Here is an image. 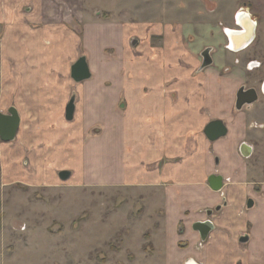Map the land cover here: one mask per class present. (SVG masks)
Segmentation results:
<instances>
[{"label": "crops", "instance_id": "1", "mask_svg": "<svg viewBox=\"0 0 264 264\" xmlns=\"http://www.w3.org/2000/svg\"><path fill=\"white\" fill-rule=\"evenodd\" d=\"M78 16L79 31L75 16L43 10L42 0L0 2V113L14 108L19 118L14 140H0L5 185L136 191L155 210L157 264H264V181L251 178V151L241 150L248 112L233 108L239 70L201 71L171 42L152 47L147 25ZM81 56L90 77L75 82ZM213 120L227 134L209 141ZM210 175L222 177L220 190ZM206 220L213 228L202 241L192 225Z\"/></svg>", "mask_w": 264, "mask_h": 264}, {"label": "rangeland", "instance_id": "2", "mask_svg": "<svg viewBox=\"0 0 264 264\" xmlns=\"http://www.w3.org/2000/svg\"><path fill=\"white\" fill-rule=\"evenodd\" d=\"M42 6L63 17L71 13L77 31L82 12L85 21L147 25L154 31L152 47L171 42L170 50L180 47L196 60L212 48L214 69L226 75L239 70L235 88L257 91V101L246 108L251 149L246 162L251 178L264 181V0H42ZM239 10L256 23L255 36L247 48L233 52L226 49L223 30L237 29L233 17ZM250 60L259 67L247 69ZM143 195L89 187H9L0 160V264H157L150 236L155 210Z\"/></svg>", "mask_w": 264, "mask_h": 264}, {"label": "water", "instance_id": "3", "mask_svg": "<svg viewBox=\"0 0 264 264\" xmlns=\"http://www.w3.org/2000/svg\"><path fill=\"white\" fill-rule=\"evenodd\" d=\"M243 15L244 19L243 22L247 25L238 24L240 27L237 30H231L230 32L231 37H227L229 40V44L234 47L235 51H239L242 48H244L246 45H248L255 36V27L256 23L251 19V17L243 11L240 13V15ZM242 23V22H241ZM211 48H206L202 51L201 57L202 62L200 65L199 70L203 69L204 67H207L212 64V59L210 56ZM70 76L75 82H80L85 79H88L90 77L89 68L87 66L86 60L84 56L79 57L71 66L70 68ZM257 100V94L255 89L248 88L243 89V87H240L235 95V103L234 107L236 110H240L245 105H250L253 102ZM74 98H71L66 107H65V119L71 120L73 116L74 111ZM19 125V118L17 115V112L14 108L8 109L7 114H1L0 113V140L3 142H9L14 140L17 129ZM203 133L206 136V138L209 141H214L218 138H221L226 135L227 128L223 121L221 120H213L206 124V126L203 129ZM242 151L243 148H248V151L250 150V147L246 144H242ZM245 156H249V153H247ZM69 177L68 171H61L59 172V178L61 180H66ZM208 185L211 190L218 191L222 187V177L219 175H210L207 179ZM247 207L250 208L253 205L252 200L247 201ZM221 205H218L215 207L214 211L220 210ZM212 214V210H208L206 212L207 216H210ZM213 228V225L210 220H206L204 222H195L192 225V229L196 230L200 236V239L204 241L208 235V233ZM248 239L247 235L241 236L239 238L240 242H246Z\"/></svg>", "mask_w": 264, "mask_h": 264}, {"label": "flooded vegetation", "instance_id": "4", "mask_svg": "<svg viewBox=\"0 0 264 264\" xmlns=\"http://www.w3.org/2000/svg\"><path fill=\"white\" fill-rule=\"evenodd\" d=\"M239 13V11L234 15V17H233V20H234V23H235V25L237 26V29H239L240 27L238 26V24H237V22H236V15ZM227 29L228 30H237V29H229V28H225V30H223V32H224V34H225V37H226V49H228L229 51H233V52H237V51H235V50H232V48H229V40H228V37H227ZM252 42V41H251ZM251 42L248 44V45H246L244 48H242L241 50H243V49H245V48H247L250 44H251ZM206 49V48H205ZM204 49V50H205ZM241 50H239V51H241ZM212 48H211V51H210V56H211V53H212ZM201 53H202V51L199 53V60H200V65H201V62H202V57H201ZM212 59V58H211ZM212 64H213V59H212ZM211 64V65H212ZM200 65H199V68H200ZM211 65H209V66H211ZM247 65H248V68L247 69H253V68H258L259 67V63H257V62H255V61H248L247 62ZM209 66H207V67H209ZM204 68H206V67H204ZM203 68V69H204ZM202 70V69H201ZM240 87H243V86H240ZM240 87H238L237 89H236V91H235V94H234V103H235V95H236V92H237V90L240 88ZM243 89H248V88H244L243 87ZM254 89V88H253ZM263 90H264V83L262 84V87H261V89H260V92H263ZM256 91V90H255ZM256 94H257V91H256ZM257 99H258V94H257ZM257 101V100H256ZM255 101V102H256ZM255 102H253V103H255ZM234 103H233V108L235 109V107H234ZM252 103V104H253ZM252 104H250V105H245L244 107H242L240 110H246V108H249ZM236 110V109H235ZM240 110H236V111H240ZM227 134V133H226ZM250 151H251V149H250Z\"/></svg>", "mask_w": 264, "mask_h": 264}, {"label": "bare ground", "instance_id": "5", "mask_svg": "<svg viewBox=\"0 0 264 264\" xmlns=\"http://www.w3.org/2000/svg\"><path fill=\"white\" fill-rule=\"evenodd\" d=\"M244 10H239V13L236 15V22L238 23V24H242V25H246L244 22H243V19H244V17H243V15L241 14L240 15V13H242ZM245 13H247L246 11H245ZM248 14V13H247ZM249 15V14H248ZM242 22V23H241ZM247 26V25H246ZM227 33H228V36L229 37H231V32H230V30H228L227 29ZM229 48H232V50H235L234 49V47H232L230 44H229Z\"/></svg>", "mask_w": 264, "mask_h": 264}]
</instances>
